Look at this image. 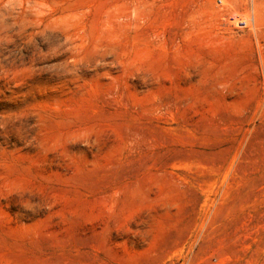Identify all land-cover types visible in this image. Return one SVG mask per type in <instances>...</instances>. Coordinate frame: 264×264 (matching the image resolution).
Wrapping results in <instances>:
<instances>
[{"label":"rangeland","instance_id":"1","mask_svg":"<svg viewBox=\"0 0 264 264\" xmlns=\"http://www.w3.org/2000/svg\"><path fill=\"white\" fill-rule=\"evenodd\" d=\"M0 264H264V0H0Z\"/></svg>","mask_w":264,"mask_h":264}]
</instances>
